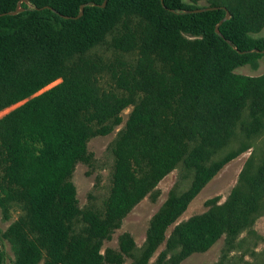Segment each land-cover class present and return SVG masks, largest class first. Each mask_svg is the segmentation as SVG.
<instances>
[{"label": "trees", "instance_id": "1", "mask_svg": "<svg viewBox=\"0 0 264 264\" xmlns=\"http://www.w3.org/2000/svg\"><path fill=\"white\" fill-rule=\"evenodd\" d=\"M0 0V237L13 264H148L165 232L233 155L224 148L247 110V134L264 130V0ZM207 5L200 6V2ZM83 5L82 15L80 6ZM49 8H44V7ZM217 7L188 13V10ZM218 26L219 36L215 32ZM68 16L71 18H64ZM228 40V42H227ZM106 50L109 56L98 51ZM58 81V82H57ZM56 84L50 86L51 84ZM124 126L111 144V188L101 211L77 206L70 178L90 164L88 141ZM179 163L190 186L170 194L149 221L135 256L104 240ZM264 203V154L245 169L226 201L172 230L153 264H179L222 235L237 236ZM4 252L0 249V264Z\"/></svg>", "mask_w": 264, "mask_h": 264}, {"label": "rangeland", "instance_id": "2", "mask_svg": "<svg viewBox=\"0 0 264 264\" xmlns=\"http://www.w3.org/2000/svg\"><path fill=\"white\" fill-rule=\"evenodd\" d=\"M199 5L207 4L202 1ZM250 36L264 38V28ZM98 52L106 57L109 56V52L103 48ZM234 72L245 76L261 75L264 73V61L259 60V67L256 70L251 69L249 65H243L236 68ZM9 110L0 112V118ZM129 112L130 108L122 112L121 124L110 134L96 136L88 141L87 150L92 154L90 164L80 162L75 165L70 180L75 187L79 208L93 207L99 211L103 209V202L111 188V173L114 164L110 147L117 132L124 126ZM249 120L247 110H245L228 144L214 152L209 162L221 160L227 155H233V157L194 197L178 219L167 228L165 240L152 254L148 264H153L159 254L166 250V240L170 237L175 225L193 215L204 213L212 207L223 204L240 182L242 172L248 168L252 173L258 167L262 154H264V130L256 134H247L243 126ZM192 178L193 171L179 163L174 170L158 182L151 193L147 194L125 215L110 238L103 241L101 252L105 249L118 251L119 238L127 234L133 239L136 249L135 256H137L145 241L147 227L152 216L161 208L170 194L179 195L185 191L190 186ZM17 215L16 211H12L10 220L4 221L0 213V234L16 219ZM0 249L4 252L3 264H13V253L10 246L1 237ZM131 263L132 258H124L123 264ZM38 264L43 263L41 261ZM179 264H264V203H261L258 213L248 227L237 236L224 234L207 251L191 254Z\"/></svg>", "mask_w": 264, "mask_h": 264}, {"label": "water", "instance_id": "3", "mask_svg": "<svg viewBox=\"0 0 264 264\" xmlns=\"http://www.w3.org/2000/svg\"><path fill=\"white\" fill-rule=\"evenodd\" d=\"M106 3V0L103 1V3L100 5L101 7H103ZM20 2L17 4V7L15 10L10 11V12H6V13H0V16L2 15H13L16 14L18 12H21L23 9L19 7ZM44 8H49V7H44ZM51 9V8H49ZM82 9H83V5L80 6V13L78 14V16H76L75 18H78L82 15ZM217 9V7H204V8H197V9H193V10H188V13H199V12H203V11H208V10H214ZM64 18H71L68 16H63ZM229 18V13L226 12L225 17L216 25L215 27V32L216 34H218L219 36L222 37V35L220 34V32L218 31V26L222 23V21L226 20ZM228 42V40H227ZM249 52H256V53H264V50H251V51H243V53H249Z\"/></svg>", "mask_w": 264, "mask_h": 264}]
</instances>
